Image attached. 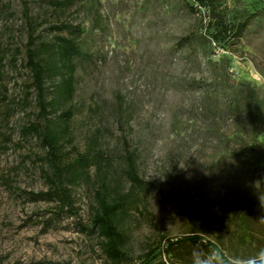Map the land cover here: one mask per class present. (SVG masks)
I'll return each instance as SVG.
<instances>
[{
	"label": "rangeland",
	"instance_id": "rangeland-1",
	"mask_svg": "<svg viewBox=\"0 0 264 264\" xmlns=\"http://www.w3.org/2000/svg\"><path fill=\"white\" fill-rule=\"evenodd\" d=\"M97 1L102 28L88 40L98 65L80 71L77 99L100 110L90 120L87 109L77 117L76 141L82 148L85 133L99 128L107 151L119 154L126 141L139 150L151 185L142 193L146 209L129 224L132 264H141L162 236L192 234L217 244L235 264L257 257L264 251V0H222L230 19L254 16L228 49L179 52L176 42L208 22L205 11L190 14L182 0ZM2 2L14 15L3 19L2 36L22 45L25 9L36 13L47 0ZM77 10L66 17L89 28L95 16ZM9 77L8 95L20 96L25 78ZM250 87L259 120L244 100ZM26 118L18 111L7 125L0 122L3 142L11 140L0 156V264H105L96 239L73 219L46 227L51 206L28 195L44 184L32 164L39 149L20 141ZM78 197L86 222L92 195L81 188Z\"/></svg>",
	"mask_w": 264,
	"mask_h": 264
},
{
	"label": "trees",
	"instance_id": "trees-1",
	"mask_svg": "<svg viewBox=\"0 0 264 264\" xmlns=\"http://www.w3.org/2000/svg\"><path fill=\"white\" fill-rule=\"evenodd\" d=\"M182 2L190 14L205 11L209 20L202 25V31L177 41V52L196 46L205 51L213 46L226 50L243 38L254 17L230 19L222 8V0ZM98 5L97 0H47L46 6L43 4L36 13L27 7L26 40L20 45L14 36L10 40L2 36L3 19L14 15L10 4L3 6L0 0V122L7 125L18 111L27 116L19 129L20 141L34 142L39 149L32 164L44 184V190L28 195L34 202L51 206V217L44 221L46 227L73 219L81 233L97 240L105 264H132L129 224L135 213H141L142 205L146 209L142 193L151 185L141 174L139 150L126 141L119 154L107 151L99 128L85 133L82 148L76 141L77 117L87 109L90 120L100 110L98 104L87 107L77 99L80 71L98 65V55L88 40L97 28H102ZM73 7L78 8V14L85 9L95 16L89 28L85 20L74 22L66 17ZM10 72L25 78L20 96L10 97L4 86L7 78L13 79ZM244 100L249 109L255 110L256 118L261 119L254 88L246 90ZM123 105L121 99V113ZM3 136L0 134V156L11 142L9 138L3 142ZM81 188L92 195L86 222L79 205ZM197 252L217 264H235L217 244L196 234L176 241L162 236L154 248L149 246L141 264H193ZM162 254L169 257L168 263L161 260ZM252 260L248 258L241 264H250Z\"/></svg>",
	"mask_w": 264,
	"mask_h": 264
},
{
	"label": "clouds",
	"instance_id": "clouds-1",
	"mask_svg": "<svg viewBox=\"0 0 264 264\" xmlns=\"http://www.w3.org/2000/svg\"><path fill=\"white\" fill-rule=\"evenodd\" d=\"M193 264H217L212 258L202 257L199 253L194 254ZM250 264H264V251H261L257 257L253 258Z\"/></svg>",
	"mask_w": 264,
	"mask_h": 264
}]
</instances>
